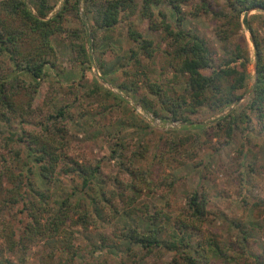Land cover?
<instances>
[{"label":"rangeland","instance_id":"374dc122","mask_svg":"<svg viewBox=\"0 0 264 264\" xmlns=\"http://www.w3.org/2000/svg\"><path fill=\"white\" fill-rule=\"evenodd\" d=\"M54 1L51 15L65 3V0ZM93 1L101 3V0H68L66 4L68 10L64 14L63 28L76 31L79 38L72 39L67 34L51 38L58 68L47 67V76L40 82L33 107L40 108L42 113L38 112L25 123L20 118L12 120L11 124L0 122V170L8 167L15 174L20 170L24 174L28 169L35 171L27 157L26 142L19 139L23 129L38 132L44 125L64 129L66 137L62 144L67 147L65 151L71 160L91 168L100 167L101 173L92 179L93 185L84 193L81 180L73 175L58 174V182L47 187L50 207H56L57 200L60 202L70 196V200L78 199L86 205L96 218V226L86 231L79 226L68 229L76 253L72 264H168L175 256L180 257V248L171 250L167 247L171 240L169 232L177 222H190L187 221L190 214L188 199L196 191L206 194V217L202 228L189 229L190 250L196 248L199 241L212 238L219 242L224 255L233 259V264H250L252 260L248 256H256L264 246V126L248 109L256 84V54L259 49L264 52V11L243 13L240 29L229 39L226 49L217 37L221 21L211 15H231L226 0H187L181 5L185 15L182 30L205 40L217 60L228 59L235 45L245 49L248 55L245 88L238 92L242 98L217 111L201 108L196 121L203 123L205 128L197 129L181 121L163 119L159 102L141 82L143 76L139 77L138 95L119 89L123 81L133 79L131 75L135 68V61L129 60L130 49L134 47L127 37L129 25L151 40L156 48L152 60L140 56L144 69L139 71H144L150 82L172 95L174 89L182 91L185 80L179 75L174 80L164 55L163 34L148 30L147 20L138 12L128 19L121 17L113 29L93 35ZM171 1L159 0V5L152 8L157 22L160 19L158 13L162 12L169 23L176 24ZM76 2V8H72ZM202 5L207 6L210 13L205 14ZM244 17L254 32L258 50L243 23ZM77 45L84 46L87 59L79 57ZM106 91L116 98L108 96ZM143 96L154 101V110L161 118L154 117L151 109L140 103ZM65 104L71 120L45 121L48 112L55 114ZM230 112L237 128L232 140L226 142L224 133L216 132L213 125ZM217 133L219 136L215 135ZM135 153H138L137 157H134ZM129 167L138 170L149 183L133 206L138 211L136 216L131 219L122 216L123 209L132 210L125 204L115 203L119 208L118 215L113 208L102 210L93 206L92 202L101 197V191L131 194L125 189V185L129 186L133 181ZM32 179L35 187L46 188L37 175ZM24 187L29 191L32 188L28 184ZM22 209L20 203L7 213V219L17 229L26 222ZM159 211L170 218L168 222L162 219L155 224L162 229L164 244L153 255L138 258L141 249L116 236L132 225L148 231L146 215H156ZM13 215L15 218L11 219ZM245 233L247 237L242 243ZM57 246L54 240L43 239L31 246L24 255V262H20L21 255L7 256V259L11 264H67L65 259L69 256ZM210 264L232 263L213 259Z\"/></svg>","mask_w":264,"mask_h":264},{"label":"trees","instance_id":"16d2710c","mask_svg":"<svg viewBox=\"0 0 264 264\" xmlns=\"http://www.w3.org/2000/svg\"><path fill=\"white\" fill-rule=\"evenodd\" d=\"M186 1L173 0L170 3L176 20L174 26L167 21L162 12L158 13L160 19L157 22L152 8L159 5V0H101V3L93 1L92 6L95 10L91 18L92 34L95 35L102 30L109 31L120 22L121 17L128 19L138 12L142 19L147 20L148 30L160 31L163 34V41L166 42L164 55L168 66L173 71L174 80L178 75L184 77V87L181 92L174 89L170 95L160 86L150 82L144 71H139L144 69L140 56L152 60L156 48L151 40L145 39L138 29L129 25L127 37L134 46L130 49L129 60L135 61V68L131 75L133 79L123 81L119 84V89L138 95L139 77L143 76L144 81L141 82L144 83L146 91L159 102L164 114L163 119L181 121L186 126L204 129L205 125L196 121L201 108L207 107L217 111L228 108L242 98L238 92L245 88L248 55L245 49L242 50L241 46L235 45L228 59L217 60L208 49L205 40L192 32L185 33L181 28L185 16L181 11V5ZM67 2L68 0H65L61 9L51 15L55 8L54 0H0V122L11 124L12 120L20 118L21 122L25 123L38 112L42 113L40 108L33 107L40 90V82L47 76V67L52 70L58 68L51 38L62 34H67L72 39L79 38L76 31L71 32L63 28L64 14L68 10ZM226 2L231 15L212 12L211 15L221 21L222 26L217 37L227 49L229 39H232L240 29L241 15L253 10L264 11V0ZM76 6L77 2L72 8ZM202 9L205 14L210 13L207 6L202 5ZM247 21L244 17L243 23L254 39V32ZM254 41L258 50L259 45L255 39ZM77 50L80 53L79 57L87 59L83 45H77ZM256 56V84L248 102V109L264 126V52L259 49ZM106 93L116 98L110 91ZM139 101L145 108L151 109L154 117L161 118L154 110V101L148 100L147 96L140 97ZM67 108L68 105L65 104L55 114L48 112L45 121L51 123L59 119L71 120L72 116ZM236 128L232 112L213 125L216 132L224 133L226 142L232 140ZM215 135L219 136L218 133ZM65 137L64 129H52L49 125H44V129L38 132L23 129L19 141L26 142L27 157L33 163L35 171L28 169V173L24 174L20 170L15 174L8 167L0 170V264H11L7 256L15 255H21L20 262H24V255L31 246L43 239L54 240L59 250L69 256L65 259L66 263L72 264L76 253L68 229L79 226L86 231L96 226V218L78 199L70 200L69 196L60 202L57 200L56 207H50L48 204L47 187L58 182L56 179L58 174L77 176L81 180V191L84 193L93 185L92 179L101 173L98 165L91 168L71 160L65 151L67 147L62 144ZM137 156L138 153H135L134 157ZM129 172L133 178L132 184L125 185V189L131 193L129 196L115 190L108 194L101 191L99 192L101 197L93 201L92 205L102 210L113 208L114 213L118 215L119 208L115 203L125 204L132 210L123 209L122 216L129 219L136 216L138 211L133 209V206L139 200L142 189L147 188L149 183L135 168L129 167ZM34 175L44 182L45 189L35 187L36 183L32 179ZM25 184L32 187L30 191L24 187ZM206 198L205 193L197 191L190 195L188 199L190 214L187 220L190 222H177L169 232L171 240L167 247L170 246L168 248L171 250L180 248V257L175 256L168 264H210L213 259H223L233 264V259L226 257L220 249L219 242L212 238L199 241L196 248L190 250L189 229L202 228L206 217ZM20 203L26 222L17 229L16 225L7 219V213ZM146 216L150 227L148 231H141L137 225H132L116 236L117 239L141 249L142 254L138 258H146L161 249L164 244L161 239L163 232L155 224L158 220L164 219L165 222L170 220L161 211L156 215ZM13 218L14 215L11 216V219ZM246 237L245 233L242 236V243ZM248 259L252 260L250 264H264V246L259 254L249 255Z\"/></svg>","mask_w":264,"mask_h":264},{"label":"built area","instance_id":"2783aa9c","mask_svg":"<svg viewBox=\"0 0 264 264\" xmlns=\"http://www.w3.org/2000/svg\"><path fill=\"white\" fill-rule=\"evenodd\" d=\"M173 126H174V124H173Z\"/></svg>","mask_w":264,"mask_h":264}]
</instances>
